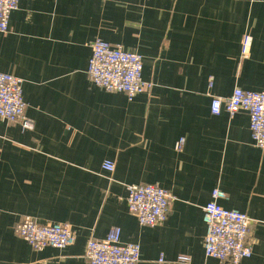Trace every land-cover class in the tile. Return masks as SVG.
I'll use <instances>...</instances> for the list:
<instances>
[{"label": "crops", "instance_id": "0c3cea01", "mask_svg": "<svg viewBox=\"0 0 264 264\" xmlns=\"http://www.w3.org/2000/svg\"><path fill=\"white\" fill-rule=\"evenodd\" d=\"M96 39L140 54L151 90L129 100L95 86ZM0 72L22 79L33 124L0 119V264H90L88 240L113 228L139 244L137 264H220L203 249L216 187L222 207L252 220V255L239 264H264V149L245 111L210 112L236 87L264 90V0H20L0 32ZM146 183L172 196L152 227L126 205L127 186ZM23 216L68 224L75 242L36 250L13 231Z\"/></svg>", "mask_w": 264, "mask_h": 264}, {"label": "built area", "instance_id": "2783aa9c", "mask_svg": "<svg viewBox=\"0 0 264 264\" xmlns=\"http://www.w3.org/2000/svg\"><path fill=\"white\" fill-rule=\"evenodd\" d=\"M20 0H0V32L8 30L10 14L19 6ZM252 37L244 32L240 40V58L248 57ZM142 56L126 51L120 45H111L101 39L91 43V56L87 74L91 82L108 92H122L129 100L138 94L151 90L153 84L142 78ZM26 103L22 96V79L0 72V119L19 122L23 129H32L33 124L25 114ZM224 109L230 116L245 111L249 117V128L253 144L264 149V90L249 91L234 88L227 97L214 96L210 102V112L220 114ZM180 138L175 149L183 145ZM102 167L112 172L114 164L105 161ZM226 194L214 188L210 200L202 207L206 233L203 249L206 257L214 258L220 264H239L252 255L254 243L250 233L252 220L235 209H225L219 200ZM172 196L157 184L146 183L127 186L126 205L128 212L142 226H156L168 214ZM15 235L25 240L32 248H65L75 242V232L65 223L48 222L40 224L31 216H23L13 226ZM84 258L90 264H137L140 246L133 242H122L120 229L113 228L104 238H91L85 248ZM178 261L187 262L186 256Z\"/></svg>", "mask_w": 264, "mask_h": 264}]
</instances>
